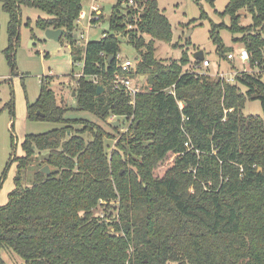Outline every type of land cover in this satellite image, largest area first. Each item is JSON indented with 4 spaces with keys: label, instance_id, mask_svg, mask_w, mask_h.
I'll use <instances>...</instances> for the list:
<instances>
[{
    "label": "trees",
    "instance_id": "16d2710c",
    "mask_svg": "<svg viewBox=\"0 0 264 264\" xmlns=\"http://www.w3.org/2000/svg\"><path fill=\"white\" fill-rule=\"evenodd\" d=\"M0 1L10 17L6 55L13 72L23 6L46 13L37 21L40 29L63 28L62 37L77 43L84 0ZM130 1L112 6L102 38L72 47L84 65L76 106L59 104L46 78L36 101L28 103L31 119L63 125L27 133L25 154H11L17 174L0 206V264H6L2 248L21 255L23 264H264V113L244 111L253 99L264 111V78L244 72L231 83L186 70V51L176 60L158 59L156 43L173 38L169 18L158 0ZM225 13L229 24L211 31L220 59L227 60L232 48L218 32L224 27L240 34L233 38L248 48L252 65L263 62L264 0H229ZM247 15L251 21L242 23ZM120 37L139 52L133 74L152 85L134 103L111 81L119 71ZM99 85L105 87L100 94ZM71 109L95 114L105 125L113 115L130 123L109 152L106 139L115 134L96 121L65 116ZM44 153L50 156L41 160ZM45 164L50 174L42 171ZM101 200L111 204L109 218L115 210L119 217L97 215Z\"/></svg>",
    "mask_w": 264,
    "mask_h": 264
},
{
    "label": "rangeland",
    "instance_id": "374dc122",
    "mask_svg": "<svg viewBox=\"0 0 264 264\" xmlns=\"http://www.w3.org/2000/svg\"><path fill=\"white\" fill-rule=\"evenodd\" d=\"M93 0H84L82 22L77 27V32L84 30L85 38L81 42L92 39H100L104 32L108 30L109 19L111 16L112 6L117 0H95L103 12L100 21L93 23L91 28L87 29L89 8ZM159 7L169 18L173 29V38L171 42L158 41L156 57L164 61H171L181 58L186 51L191 60L184 66V69L198 70L199 73H215L220 69L225 70L229 64L241 67L237 60H221L217 52V45L213 42L211 31L213 26L230 22V16L225 13L226 5L229 0H158ZM23 21L20 27V39L18 44L13 47L12 54L15 55L16 69L13 72L12 65L7 59L6 49L10 44V34L8 33L9 15L3 8L0 1V206L7 203L8 195L15 188V176L17 174V161L9 163L11 154L18 157L25 154L23 151V140L27 133H44L63 125L62 122H54L48 119L34 120L28 117V103L35 102L41 92L42 80L46 81L53 87L56 100L62 105L69 107L76 106L74 98V89L78 85L76 82L79 74L83 70V63L74 59L73 48H82L84 44L72 43L65 36L56 41L51 39L45 33V30L37 26V21L41 17H47L42 9L23 6ZM249 15L245 16L242 23H249ZM131 27V26H129ZM218 28L223 43L236 50L245 46L244 43L235 41L229 28ZM120 34V33H118ZM121 56L136 60L139 56L138 50L131 45L128 40L120 37ZM202 50L206 59L211 62L207 69L198 68L194 55L197 51ZM74 73V76H71ZM244 92L246 87L242 86ZM76 94V93H75ZM14 97L15 102L14 115L10 110L9 100ZM244 111L246 114L262 115L264 113L262 103L259 99L248 100ZM69 118H84L96 121L109 131L115 134L114 138L106 139V146L109 152L115 147L117 140L121 137L122 132H127L130 121L124 118L119 120L120 125L115 126L114 117L113 126L108 122L105 125L97 115L82 110H69L66 115ZM81 125V124H80ZM80 127V126H78ZM87 140L92 139L91 133H85ZM7 173L4 176V172ZM30 173L24 175L23 183L30 184ZM193 191V190H192ZM110 202V201H109ZM106 203V201H105ZM100 206V210L107 211L111 204ZM112 203V202H111ZM114 218V211L110 219ZM14 252L15 259L7 258L8 264L13 261H24L23 257ZM169 264H177L170 262Z\"/></svg>",
    "mask_w": 264,
    "mask_h": 264
},
{
    "label": "built area",
    "instance_id": "2783aa9c",
    "mask_svg": "<svg viewBox=\"0 0 264 264\" xmlns=\"http://www.w3.org/2000/svg\"><path fill=\"white\" fill-rule=\"evenodd\" d=\"M134 1L131 0L130 4H133ZM89 18H88V25L86 31H88L89 28H91V25L93 23H96L100 21L103 17V12L101 7L95 3V0L91 2L90 8H89ZM82 17L83 15L77 20V22L80 24L82 22ZM85 30V29H84ZM84 30L77 32V44H84L86 45L88 41L81 43L84 38H85V32ZM251 55L246 46L240 47L236 50H232L228 53L227 60L228 61H239L242 65L240 66H235L233 65L232 68H228L227 70L220 69L215 73H200V74H206V75H213L216 77L221 78L224 81H228L231 83H236L237 81V76L245 73H250V74H257L260 75L261 77L264 78V61H256L254 65L251 64L250 61ZM137 60H131L129 58H124L121 56V54H118L117 56V64L119 66V71H117L114 76L112 77L111 81L113 83V88L117 90H123L124 92L128 93L132 100L131 103L135 102V95L138 93H144V92H149L152 90V85L150 82L145 78V76H139V75H134L133 71L135 67L137 66L136 64ZM197 65V67L207 69L210 67L211 62L206 59V57L200 61ZM193 71V70H192ZM196 72L198 70H195ZM199 73V72H197ZM83 74V71L79 74V76ZM78 76V77H79ZM92 80L95 82H98L99 78L97 76H93ZM169 91L175 95V90L174 88H170ZM180 108H184L185 103L183 100L179 101ZM114 117L116 118V115L111 116V118L108 120L109 123L113 122ZM186 145L189 147V149H193L194 146H190L189 142H186ZM101 203H105V200H101ZM108 203V201H106ZM105 203V204H106ZM97 215L102 216L103 218H106L109 220L108 214L105 212V210H99L97 212ZM114 217H119L117 216V210L114 211Z\"/></svg>",
    "mask_w": 264,
    "mask_h": 264
},
{
    "label": "water",
    "instance_id": "95a60500",
    "mask_svg": "<svg viewBox=\"0 0 264 264\" xmlns=\"http://www.w3.org/2000/svg\"><path fill=\"white\" fill-rule=\"evenodd\" d=\"M64 31H65V30H64L63 28H58V29L47 28V29L45 30V33L47 34V36H48L49 38L58 41V40H60L61 37L65 34ZM75 37H77V34H75ZM111 58H112V56L109 58V62H111ZM194 58H195L196 60H200V61H202V60L205 58V53H204V51H202V50L197 51V52L195 53V55H194ZM137 59H138V58H137ZM137 59H136V60H137ZM104 90H105L104 85H99V86L97 87V93H98V94L102 93ZM73 94L75 95V92H74ZM38 114L41 115V116H43V114H41L40 112H38ZM114 125H115V126H119V125H120L119 120H116V121L114 122ZM49 156H50L49 153H44V155L41 156V160L47 159V158H49ZM42 171H43L44 173L46 172V173L50 174L51 171H52V169H51V167H50L49 164H45V166H43V168H42Z\"/></svg>",
    "mask_w": 264,
    "mask_h": 264
},
{
    "label": "crops",
    "instance_id": "0c3cea01",
    "mask_svg": "<svg viewBox=\"0 0 264 264\" xmlns=\"http://www.w3.org/2000/svg\"><path fill=\"white\" fill-rule=\"evenodd\" d=\"M1 253H2L4 260L6 261V264H8L7 258H9L11 260L15 259L14 252L9 248H2ZM24 262L25 261H13V264H23Z\"/></svg>",
    "mask_w": 264,
    "mask_h": 264
}]
</instances>
